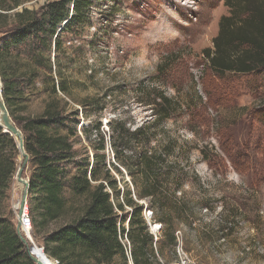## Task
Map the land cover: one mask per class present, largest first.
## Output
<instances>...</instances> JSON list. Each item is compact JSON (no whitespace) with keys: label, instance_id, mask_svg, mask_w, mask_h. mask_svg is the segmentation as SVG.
<instances>
[{"label":"rangeland","instance_id":"obj_1","mask_svg":"<svg viewBox=\"0 0 264 264\" xmlns=\"http://www.w3.org/2000/svg\"><path fill=\"white\" fill-rule=\"evenodd\" d=\"M48 1L28 0L27 6L38 9ZM228 14L226 0H100L76 35H63L61 65L68 92L59 96L69 102L70 111H79L77 160L97 139L96 130L88 139L84 127L101 122L110 168L115 162L112 120H127L132 130L153 121L149 103L158 93L180 104L173 117L152 129L155 137L147 147L175 143L166 166L185 177L177 195L192 208L175 221L176 244L166 243L164 225L156 228L162 224L158 216L145 218L157 242L156 264H264V95L250 76L214 77L203 55L213 46L221 17ZM166 60L171 71L159 78L158 67ZM40 71L36 86L21 95L18 116L44 110L48 74ZM95 98L102 99L101 110L90 113L91 105L82 102ZM85 108L88 119L82 116ZM69 168L76 171L73 164ZM112 173L121 189L126 181L134 190L128 174L121 182L123 177ZM168 188L176 189L173 181ZM22 192L15 176L11 199L16 222ZM141 202L144 213L152 211L149 200ZM131 210L127 207L126 218ZM23 228L29 254L42 257L33 244L41 248L40 240Z\"/></svg>","mask_w":264,"mask_h":264},{"label":"trees","instance_id":"obj_2","mask_svg":"<svg viewBox=\"0 0 264 264\" xmlns=\"http://www.w3.org/2000/svg\"><path fill=\"white\" fill-rule=\"evenodd\" d=\"M99 1L49 0L36 9L27 6L28 0H0L2 94L24 135L29 155L28 214L33 236L57 264H156L157 242L141 201L149 200L148 208L165 226L169 244L177 243L175 221L192 208L177 195L185 177L166 166L175 143L147 147L155 137L152 129L173 117L180 104L158 93L149 103L153 106V121L132 130L127 120H112L109 131L115 162L108 168L101 122L83 128L88 139L96 130L97 139L88 146L92 155L84 147V156L76 159L81 154L75 148L79 141V111H70L69 102L59 96V92H68L61 65L63 35H76ZM226 6L229 14L221 17L213 46L203 51L208 69L219 79L250 76L259 81L256 91L264 95V0H226ZM170 67L168 60L161 63L157 77L167 76ZM40 70L48 74L44 110L32 117L18 116L21 95L36 86ZM102 99L83 101L82 105L89 104L90 113L96 112L101 110ZM90 113L85 108L82 116L88 119ZM23 160L17 139L0 125V264H37L30 257V245L17 232L12 208V186ZM72 164L74 173L69 168ZM112 169L122 177L124 172L128 174L134 190L124 177L121 182L125 187L121 189ZM172 181L176 189L169 190ZM127 207L132 209L128 218ZM125 236L131 243V259L121 240ZM34 245L43 257L41 248ZM52 260L48 263L53 264Z\"/></svg>","mask_w":264,"mask_h":264},{"label":"water","instance_id":"obj_3","mask_svg":"<svg viewBox=\"0 0 264 264\" xmlns=\"http://www.w3.org/2000/svg\"><path fill=\"white\" fill-rule=\"evenodd\" d=\"M1 80V78H0ZM2 83V81H1ZM2 88V87H1ZM1 95H0V111H1V117H0V125L4 127L8 132H10L15 138L17 139L19 149L21 153L23 154V163L21 166H19L17 171V179L24 183L25 188L22 192V200H21V208L19 211H17V232L22 238L23 242L26 244L27 240L22 234V221L25 216V209H28V197L30 194V178L27 177V179L23 178V174L25 170L28 167L29 163V155L26 153L24 148V135L22 131L19 129L16 122L13 120V118L10 115L9 109L7 107V104L4 100V97L2 95V89H0ZM42 252L44 253L43 257L36 256L34 252L31 251L30 256L31 258L37 263V264H47V262H50V258L47 257L44 250L42 249Z\"/></svg>","mask_w":264,"mask_h":264},{"label":"built area","instance_id":"obj_4","mask_svg":"<svg viewBox=\"0 0 264 264\" xmlns=\"http://www.w3.org/2000/svg\"><path fill=\"white\" fill-rule=\"evenodd\" d=\"M144 216H145V218L147 219V220H149V219H152L153 218V216H154V213H153V211H151V210H148V209H146V211H145V213H144ZM151 225V224H150ZM156 225V224H155ZM162 224H160V226H161ZM160 226H158V227H156V228H161ZM23 227H28L29 229H30V231H31V233H33V230H32V224H31V219H30V216H29V214L28 213H26L25 214V216H24V218H23V221H22V232L24 231V229H23ZM122 240V242H123V244L126 246V248H127V254H128V256H129V258L131 259V243H130V241H129V239L127 238V236H125L123 239H121ZM33 242V241H32ZM34 244V243H33ZM43 248L41 247V250H42ZM54 262H53V264H57V262L58 261H55V260H53Z\"/></svg>","mask_w":264,"mask_h":264},{"label":"bare ground","instance_id":"obj_5","mask_svg":"<svg viewBox=\"0 0 264 264\" xmlns=\"http://www.w3.org/2000/svg\"><path fill=\"white\" fill-rule=\"evenodd\" d=\"M0 95H1V94H0ZM0 117H1V111H0ZM22 155H23V154H22ZM25 174H26V170H25V172H24V174H23V178H24V179H27V176H26ZM17 181H18L19 184L23 185V190H24V188H25L24 183L20 182L18 179H17ZM21 200H22V198H21ZM18 207H19V208H18L17 211H19V209L21 208V202H20V204H19ZM25 213H28V209H25ZM23 229H24V228H23ZM36 256H37V255H36ZM47 264H49V263L47 262Z\"/></svg>","mask_w":264,"mask_h":264}]
</instances>
